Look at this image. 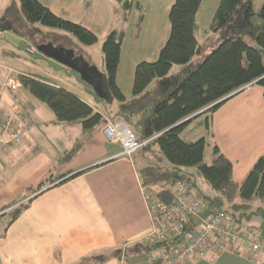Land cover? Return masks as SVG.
Wrapping results in <instances>:
<instances>
[{"label": "crops", "instance_id": "obj_1", "mask_svg": "<svg viewBox=\"0 0 264 264\" xmlns=\"http://www.w3.org/2000/svg\"><path fill=\"white\" fill-rule=\"evenodd\" d=\"M39 1L57 17L89 29L98 42L105 41L112 30L126 32L117 83L127 100L133 98L136 66L143 61H157L170 36L169 11L175 2L133 0L145 14L137 37L141 9L134 7L126 22L114 0ZM19 2L0 0V21L10 22L4 18V11ZM205 2L198 10L196 37L203 28L200 19H210L206 25L209 30L217 11L207 8ZM203 29L207 30L205 26ZM12 30L13 26L6 31ZM130 40L142 51L136 50L140 55L128 72L121 66L124 45ZM121 76L126 79L129 92L124 90ZM17 77L13 79L19 81ZM9 78L6 75L0 85V112L22 110L31 126L24 131L20 143L0 142V220L10 217L15 206L34 199L13 225L8 222L0 228V264H152L143 239L152 232L153 218L140 173L151 163L150 153L147 156L139 151L132 158L122 157L120 144L109 142L102 127L87 134L79 122L58 123L51 110L52 117L43 115L36 119L38 109L23 94L26 89L21 86L15 95L5 87ZM80 98L96 113L110 116L106 107H94ZM118 110L119 107L111 111ZM208 124L213 142L232 162L233 180L242 183L264 154V89L258 85L246 87L217 110ZM200 125L207 131L204 124ZM73 175L78 176L57 187L45 185L34 193L51 178L68 179ZM159 189L160 186L151 193L156 194ZM241 253L224 252L196 264H264L259 253L250 260L248 252Z\"/></svg>", "mask_w": 264, "mask_h": 264}, {"label": "trees", "instance_id": "obj_2", "mask_svg": "<svg viewBox=\"0 0 264 264\" xmlns=\"http://www.w3.org/2000/svg\"><path fill=\"white\" fill-rule=\"evenodd\" d=\"M253 1L220 0L209 28L221 35L219 46L210 54L204 55L196 65L193 60L202 53V46L195 34L196 18L204 0H175L169 11L170 36L162 46L157 61H143L136 66L131 100L126 99L117 83L126 32L112 30L103 43L107 83L114 100L119 103L116 117L128 127L133 119H137V139L151 140L141 152L152 154L155 149H159L169 163V167L164 166L165 168L150 163L140 171L146 190L154 191V188L161 187L156 194H150L167 208L173 204V196L169 193L172 185L182 181L196 183L189 173V169L193 168H197L211 189L218 193L214 198L204 197L209 204L208 210H249L252 204L248 202L264 200V154L254 164L245 181L238 184L233 180L232 162L221 153L216 144L215 160L208 165L204 159L206 137L190 142L182 136L192 122L199 121L202 117L205 118L204 122L200 120L199 125L204 124L207 133L212 136L208 121L217 110L243 93L248 86L258 85L264 89V3L259 13L262 22L254 24ZM114 2L121 7L123 21L126 22L134 7L142 11L133 0ZM144 17L145 14H141L136 24L137 37ZM4 18L26 39L37 43L38 47L52 43L55 47L78 50L76 56H81V49L75 39L82 46L88 47L96 45L99 40L86 27L57 17L39 0H20L19 5L7 7ZM177 65L181 67V71L173 74V67ZM17 79L34 98L45 103L54 112L60 124L79 122L89 134L106 123L105 116L96 113L93 107L65 87L51 83L41 76L19 74ZM77 176L73 175L68 179L64 176L56 180L51 178L40 184L34 193L43 190L45 185L57 187ZM33 199L12 208L10 225L30 207ZM239 200L242 203H238ZM260 210L255 213H260ZM186 228L187 234L194 232L193 228ZM169 246L170 244H158L146 246L145 249L150 252L152 249Z\"/></svg>", "mask_w": 264, "mask_h": 264}, {"label": "built area", "instance_id": "obj_3", "mask_svg": "<svg viewBox=\"0 0 264 264\" xmlns=\"http://www.w3.org/2000/svg\"><path fill=\"white\" fill-rule=\"evenodd\" d=\"M36 46L30 44L27 52H36ZM13 94L21 90L19 81L9 78L6 83ZM31 126L22 110L2 114L0 112V142L18 144L24 131ZM103 133L111 143L121 146L122 157L132 158L151 140L140 141L125 122L118 123L106 119ZM173 204L167 208L163 203L144 191L148 207L152 213V232L143 239L146 246L170 244L169 247L152 249L150 262L164 264H196L198 261L217 256L224 252L249 251L252 258L263 249L264 241L249 230L231 224L232 217L222 210L210 208V214L196 226L191 220L209 209V204L194 182L182 181L172 185L169 191ZM194 229L187 234V228Z\"/></svg>", "mask_w": 264, "mask_h": 264}, {"label": "rangeland", "instance_id": "obj_4", "mask_svg": "<svg viewBox=\"0 0 264 264\" xmlns=\"http://www.w3.org/2000/svg\"><path fill=\"white\" fill-rule=\"evenodd\" d=\"M220 0H206L205 6L208 8H214L213 10H216L219 5ZM264 0H254V9H255V16L253 18L254 24H261V20L259 18V13L262 10ZM216 12V11H215ZM210 21V19H209ZM209 21L205 22L204 20L200 19L201 26L205 29H207L206 25L209 24ZM201 28V30L197 33V38L199 39V44L202 46V53L199 56H196L193 60V62L197 65L199 62L205 57L204 55L210 54V52L217 48L219 46L221 35L216 32H212L210 29L204 30ZM17 31V30H16ZM15 29L12 31H6L4 33H0V85L2 84V81L5 80L6 75L13 78L17 77V73H24L26 75H35L38 77H43L44 79H48L50 82H55L56 84L60 85L61 87H66L70 91H72L73 94H76L77 96H80L84 98L86 101H88L91 105L95 106H104L109 110V116L107 119H113L116 117L115 111L118 109V101L114 100L110 105H107L104 101H102L97 95H95L93 88L89 84H85L78 73L73 72L72 70H69L65 66L60 65L59 63L53 61L52 59H48L43 52L40 51L39 47L37 46V43L34 41H27V39L24 37V35L17 31ZM26 39V40H25ZM77 42V45L82 50V54L80 57L83 58V61L88 63L91 67H94L96 72H99L100 75L107 77L106 72V64L104 61V55H103V43L104 41L97 42L96 45L92 47L88 46H82L77 39H75ZM247 41L251 43L248 39ZM34 45L36 46V52L35 54H32L30 52H27L28 45ZM253 45V43H251ZM139 49V47H136L133 43V41H127L124 45V54L122 57V69L128 71L133 62L137 59L136 56L140 55L136 52V50ZM75 53L78 50H74ZM142 51V50H137ZM204 56V57H203ZM151 60V59H149ZM148 62V61H147ZM153 63V62H151ZM181 71L180 66L173 67V74H177ZM15 72V73H14ZM129 72V71H128ZM135 74V73H134ZM12 78V77H11ZM8 81V80H7ZM6 81V83H7ZM121 83L124 84V90L125 92H129L128 83L126 82V79H123L121 76ZM133 85V84H132ZM6 86V84H5ZM21 86V84H20ZM2 89V88H1ZM0 89V92H1ZM23 94L29 98L32 105L38 109L36 112V119H39V117H42L44 115L45 118L52 117L53 114L51 113L50 109L47 107V105L43 102H40L36 98H33L26 90H22ZM113 110V111H111ZM119 119V117H116ZM205 118H201V122H204ZM199 120V121H200ZM115 121V120H114ZM137 119H133V121L130 123L129 128L131 129L132 133L136 135V127L135 122ZM116 122V121H115ZM118 123H122L119 120ZM187 141H197L202 139L203 137H206L207 139V145L205 150V163L208 165H211L215 158H214V145L215 141L213 142V137L210 136L207 131L204 128H200L199 122L197 120L194 121V123L191 124V126L185 131V133L182 135ZM145 154L148 156L149 152H145ZM151 163L157 165H160L161 167L165 168L164 166L169 167V163L164 159L163 155L160 153L159 149H155L152 154L150 153ZM189 173L192 175V180H194L200 190V192L205 197L214 198L218 195V193H215L208 182H206L201 175L199 174V171L197 168L189 169ZM148 193L151 192V190H146ZM238 203H242L241 200L237 201ZM245 203V202H244ZM248 204H252L251 209L244 210L240 209L239 211H234L232 209H225L226 213L228 215H231L232 221L231 224L234 226L242 227L244 230H249L251 234L254 236L264 240V200H253L251 202H248ZM258 209H261L260 213H255L258 211ZM263 213V214H261ZM233 217H236L233 219ZM11 221L10 217H4L0 220V228L3 225H8L7 223ZM248 252V259L252 255L249 251ZM259 253V252H258ZM257 253V254H258ZM255 255L254 257L258 256ZM259 259H261V262L264 263V245L263 249L259 253ZM250 260V259H249Z\"/></svg>", "mask_w": 264, "mask_h": 264}, {"label": "water", "instance_id": "obj_5", "mask_svg": "<svg viewBox=\"0 0 264 264\" xmlns=\"http://www.w3.org/2000/svg\"><path fill=\"white\" fill-rule=\"evenodd\" d=\"M11 28V22H6L4 20L0 21V33H4L6 30H10ZM39 49L48 59H52L69 70L78 73L81 80L85 84H89L93 88L95 95H97L107 105H110L114 101V96L111 94L107 83V77L100 75L99 72H96L94 67H91L88 63L83 61L82 57L76 56L75 51L67 50L64 47H55L52 43L49 45L39 46ZM210 212V210H206V212L200 214V216L193 218L191 221L192 227L195 228L198 226L202 220H205L206 217H208Z\"/></svg>", "mask_w": 264, "mask_h": 264}, {"label": "bare ground", "instance_id": "obj_6", "mask_svg": "<svg viewBox=\"0 0 264 264\" xmlns=\"http://www.w3.org/2000/svg\"><path fill=\"white\" fill-rule=\"evenodd\" d=\"M20 83V82H19ZM150 195H152V194H150ZM155 199H156V197L154 196V195H152ZM208 210V209H207ZM195 218V217H194ZM192 221V220H191Z\"/></svg>", "mask_w": 264, "mask_h": 264}]
</instances>
